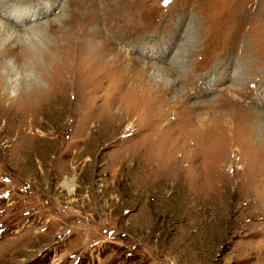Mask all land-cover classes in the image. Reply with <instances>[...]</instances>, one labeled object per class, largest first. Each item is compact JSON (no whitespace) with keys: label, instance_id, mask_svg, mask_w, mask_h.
Segmentation results:
<instances>
[{"label":"rangeland","instance_id":"rangeland-1","mask_svg":"<svg viewBox=\"0 0 264 264\" xmlns=\"http://www.w3.org/2000/svg\"><path fill=\"white\" fill-rule=\"evenodd\" d=\"M17 6L48 10L0 35L32 67L0 83V264H264V0Z\"/></svg>","mask_w":264,"mask_h":264},{"label":"bare ground","instance_id":"bare-ground-1","mask_svg":"<svg viewBox=\"0 0 264 264\" xmlns=\"http://www.w3.org/2000/svg\"><path fill=\"white\" fill-rule=\"evenodd\" d=\"M47 10H48L47 7L44 10H41V9H35L34 10L33 7L29 8L27 6H17L14 9L7 10V11H6V9L1 10V8H0V18L5 19L4 21L0 20V23H1L0 24V35L4 36V41H6L7 39H10V38H15V37H18L17 39L20 40L23 36L26 37V36L36 35L38 28L43 26V23H41L40 21L36 22L35 24H31V25H30V23L35 22L37 19L41 18L45 14V12H47ZM90 18L95 19L96 16H92ZM103 28H104V26H103ZM105 29H106V26H105ZM107 29H109V27ZM107 51L111 52V50L108 48L106 49V52ZM99 54L102 55L103 51ZM105 55H107V54H105ZM8 56H12V57L14 56L13 60H7ZM28 56L30 57V55L28 54V51L23 49L22 46H19V45H15L14 47H11V45L5 44L4 47L0 49V70L1 69H4V70L7 69V72H10V71L13 72L11 75H13L15 77L13 80L8 81V79L6 77L10 76V75H7V74L4 75L3 81L2 82L0 81V83H1V86H3V84L4 85L6 84V86H5L6 88H5V90L3 89L4 91L2 92L1 98H4L6 95L9 97H15V96H19L21 93H23V92H20V93L17 92L16 93V90L14 88L9 87V86H11L12 84H14L16 82L24 85L27 82L26 78L31 77V75H28L26 73V71H28V70H30V68H32L31 66H27V62L25 60V57H28ZM115 56H116V58H115ZM115 56L113 57L112 61L116 60V62H117V60H119V59L121 60V56L119 55V53H116ZM20 60H21V62H20ZM129 61L130 62L129 63L127 62L126 64L130 65V67H132L134 69H137V67L139 65L135 62L136 60L134 58H129ZM105 65L107 66L108 63L106 62ZM35 66H37V65H35ZM143 68H144L143 70H145L146 68H149V64L146 63L145 65H143ZM18 70H20V71H18ZM3 73H5V72H3ZM0 80H1V78H0ZM31 84H33V82H31Z\"/></svg>","mask_w":264,"mask_h":264},{"label":"snow or ice","instance_id":"snow-or-ice-1","mask_svg":"<svg viewBox=\"0 0 264 264\" xmlns=\"http://www.w3.org/2000/svg\"><path fill=\"white\" fill-rule=\"evenodd\" d=\"M168 2V0H165V3H167Z\"/></svg>","mask_w":264,"mask_h":264}]
</instances>
